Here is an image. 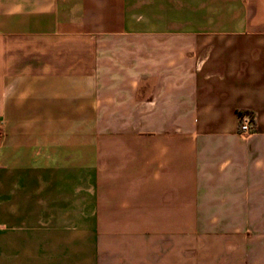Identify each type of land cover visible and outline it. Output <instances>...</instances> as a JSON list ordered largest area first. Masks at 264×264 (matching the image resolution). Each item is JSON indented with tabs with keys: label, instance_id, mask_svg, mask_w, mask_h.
Here are the masks:
<instances>
[{
	"label": "crops",
	"instance_id": "crops-1",
	"mask_svg": "<svg viewBox=\"0 0 264 264\" xmlns=\"http://www.w3.org/2000/svg\"><path fill=\"white\" fill-rule=\"evenodd\" d=\"M0 264H264V0H0Z\"/></svg>",
	"mask_w": 264,
	"mask_h": 264
},
{
	"label": "built area",
	"instance_id": "built-area-1",
	"mask_svg": "<svg viewBox=\"0 0 264 264\" xmlns=\"http://www.w3.org/2000/svg\"><path fill=\"white\" fill-rule=\"evenodd\" d=\"M241 124H240V131L243 133H251L252 132V125H251V118L248 116L241 117Z\"/></svg>",
	"mask_w": 264,
	"mask_h": 264
},
{
	"label": "rangeland",
	"instance_id": "rangeland-1",
	"mask_svg": "<svg viewBox=\"0 0 264 264\" xmlns=\"http://www.w3.org/2000/svg\"><path fill=\"white\" fill-rule=\"evenodd\" d=\"M191 226V222H186V228Z\"/></svg>",
	"mask_w": 264,
	"mask_h": 264
}]
</instances>
